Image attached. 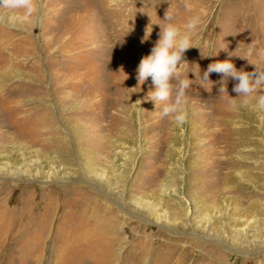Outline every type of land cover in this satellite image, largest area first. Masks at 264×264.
Returning <instances> with one entry per match:
<instances>
[{
    "label": "rangeland",
    "instance_id": "rangeland-1",
    "mask_svg": "<svg viewBox=\"0 0 264 264\" xmlns=\"http://www.w3.org/2000/svg\"><path fill=\"white\" fill-rule=\"evenodd\" d=\"M35 5L0 8V264H264V112L198 79L264 68V0ZM167 11L203 21L183 125L135 78Z\"/></svg>",
    "mask_w": 264,
    "mask_h": 264
},
{
    "label": "clouds",
    "instance_id": "clouds-1",
    "mask_svg": "<svg viewBox=\"0 0 264 264\" xmlns=\"http://www.w3.org/2000/svg\"><path fill=\"white\" fill-rule=\"evenodd\" d=\"M122 0H107L109 7H118ZM0 8L7 10H22L25 18L31 16L35 10V0H0ZM166 23L160 25L159 38L150 50V54L141 58L136 69L137 85H142L148 78H151L154 91L148 93V99L157 104H162V116H171L174 123L183 125L188 119V95L187 90L194 83L186 77H182V64L184 53L192 47L193 37L202 29L201 17H190L183 26L173 21L170 12L165 13ZM143 43V41H142ZM254 65V64H252ZM223 74L224 81L218 93L225 95L232 109L236 110L241 106H248L255 101V108L264 112V68L254 65V71L247 72L243 69L237 70L230 60L217 61L208 65L207 70L201 79L198 73L199 84L209 83V74ZM196 75V74H195ZM231 77L237 81L232 91L242 99L237 102L236 98L228 95L226 79ZM176 80L177 83H173ZM197 80V75H196Z\"/></svg>",
    "mask_w": 264,
    "mask_h": 264
}]
</instances>
